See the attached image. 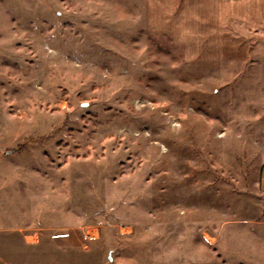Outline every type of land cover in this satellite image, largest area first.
Masks as SVG:
<instances>
[{"label":"rangeland","instance_id":"374dc122","mask_svg":"<svg viewBox=\"0 0 264 264\" xmlns=\"http://www.w3.org/2000/svg\"><path fill=\"white\" fill-rule=\"evenodd\" d=\"M221 3L0 0L11 225L63 264H264V18Z\"/></svg>","mask_w":264,"mask_h":264},{"label":"crops","instance_id":"0c3cea01","mask_svg":"<svg viewBox=\"0 0 264 264\" xmlns=\"http://www.w3.org/2000/svg\"><path fill=\"white\" fill-rule=\"evenodd\" d=\"M220 5L223 6H238V8H244V12H239V9L233 13L234 18L243 19L246 21H252L255 16L261 17L263 15L264 18V0H216ZM231 3V4H229ZM217 4V5H218ZM219 5V6H220ZM253 7V12L245 10L246 7ZM256 8H259L257 12H254ZM262 10V11H261ZM230 16V14H227ZM226 15V16H227ZM255 21V20H254ZM10 211L6 214L2 215L0 212V264H31L33 260L36 262V256H38V264H63L61 262V254L59 253L63 247L66 248H74L73 244H70L69 234L68 233H57L53 234V237H46L41 234L38 235H30L27 233V229L17 228L16 226L11 225L13 223L10 221ZM16 225V224H14ZM36 236L35 240H27L28 238H33ZM48 238V239H47ZM67 238V239H66ZM64 244V246H63ZM50 245L55 248L56 254L47 258V254L45 253V248ZM33 249L36 250L39 254H35V258L33 257ZM109 257V256H108ZM107 259L109 260V258Z\"/></svg>","mask_w":264,"mask_h":264},{"label":"trees","instance_id":"16d2710c","mask_svg":"<svg viewBox=\"0 0 264 264\" xmlns=\"http://www.w3.org/2000/svg\"><path fill=\"white\" fill-rule=\"evenodd\" d=\"M19 148H20V150H21L23 147H22V146H20Z\"/></svg>","mask_w":264,"mask_h":264}]
</instances>
